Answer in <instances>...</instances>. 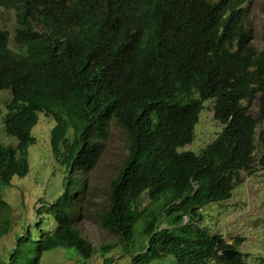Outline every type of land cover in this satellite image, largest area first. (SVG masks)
I'll list each match as a JSON object with an SVG mask.
<instances>
[{"label":"trees","instance_id":"obj_1","mask_svg":"<svg viewBox=\"0 0 264 264\" xmlns=\"http://www.w3.org/2000/svg\"><path fill=\"white\" fill-rule=\"evenodd\" d=\"M247 1L0 0L15 18L13 48L0 28V91L10 93L3 124L17 141L0 143V239L11 227L1 189L28 174L39 114L53 121L50 152L65 174L62 193L36 209L53 230L43 234L44 221L34 220L39 232L24 227L0 264H40L55 249L94 253L74 221L80 175L102 154L111 121L128 155L99 221L127 264H246L239 251L219 255L235 247L202 227L199 212L264 169V35L258 50L244 24ZM206 99L221 131L199 154L178 152L192 141ZM143 196L152 209L140 210ZM163 215L166 227L158 225Z\"/></svg>","mask_w":264,"mask_h":264},{"label":"rangeland","instance_id":"obj_2","mask_svg":"<svg viewBox=\"0 0 264 264\" xmlns=\"http://www.w3.org/2000/svg\"><path fill=\"white\" fill-rule=\"evenodd\" d=\"M211 3L217 0H207ZM244 24L251 36V44L261 50L264 35V0H248L244 6ZM15 27L14 12L0 9V28L10 35L9 47L13 48ZM8 90L0 91V143L15 147L16 139L5 132L3 117L5 105L10 101ZM202 108L193 128V139L190 143L177 149L178 152L190 151L199 154L211 143L221 131L222 125L213 119L210 99L201 102ZM53 121L38 115V121L31 130L34 144L27 149L28 174L23 178L14 177L8 188L1 189L3 199L10 205L11 227L0 239V254H7L24 227L30 232H39L34 220L44 221L40 225L43 234L51 232L54 223L51 219L39 217L36 209L42 204H50L63 191L64 168L52 157L50 152V129ZM128 155L124 131L114 122L109 125L108 137L104 149L94 166L84 171L80 177L84 180V190L79 202L78 216L74 221L79 231L94 249L88 258H82L74 250L55 249L42 256L40 264H127L128 255L123 252V245L117 236L101 226L99 215L107 208L108 191L111 181L117 176L123 161ZM256 153V157H259ZM241 175H245L241 173ZM40 200V201H39ZM155 204L146 196L141 199L140 210H149ZM200 225L210 233L220 235L227 243L232 244L243 254H247L246 264H257L264 258V169H259L234 188L231 197L219 204H210L203 208ZM167 216L159 219L158 225L166 227ZM187 218H184L186 221ZM140 228L139 222L135 231ZM137 237V236H136ZM239 238L242 242L235 244ZM111 246L109 251L102 248ZM152 264H174L169 257Z\"/></svg>","mask_w":264,"mask_h":264},{"label":"water","instance_id":"obj_3","mask_svg":"<svg viewBox=\"0 0 264 264\" xmlns=\"http://www.w3.org/2000/svg\"><path fill=\"white\" fill-rule=\"evenodd\" d=\"M238 253L237 250L234 249H224L219 252V255L224 259H231Z\"/></svg>","mask_w":264,"mask_h":264},{"label":"clouds","instance_id":"obj_4","mask_svg":"<svg viewBox=\"0 0 264 264\" xmlns=\"http://www.w3.org/2000/svg\"><path fill=\"white\" fill-rule=\"evenodd\" d=\"M238 251V250H237Z\"/></svg>","mask_w":264,"mask_h":264}]
</instances>
